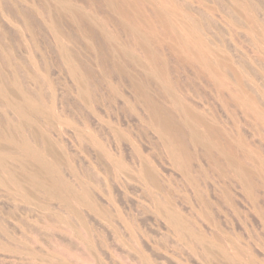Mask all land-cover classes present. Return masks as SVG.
<instances>
[{"label":"rangeland","instance_id":"1","mask_svg":"<svg viewBox=\"0 0 264 264\" xmlns=\"http://www.w3.org/2000/svg\"><path fill=\"white\" fill-rule=\"evenodd\" d=\"M0 264H264V0H0Z\"/></svg>","mask_w":264,"mask_h":264}]
</instances>
